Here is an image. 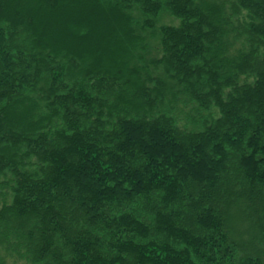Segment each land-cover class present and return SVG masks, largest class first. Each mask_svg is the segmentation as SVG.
<instances>
[{
	"label": "trees",
	"instance_id": "1",
	"mask_svg": "<svg viewBox=\"0 0 264 264\" xmlns=\"http://www.w3.org/2000/svg\"><path fill=\"white\" fill-rule=\"evenodd\" d=\"M0 264H264V0H0Z\"/></svg>",
	"mask_w": 264,
	"mask_h": 264
}]
</instances>
